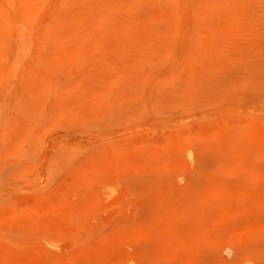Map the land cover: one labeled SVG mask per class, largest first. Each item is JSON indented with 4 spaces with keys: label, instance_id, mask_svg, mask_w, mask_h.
<instances>
[{
    "label": "rangeland",
    "instance_id": "rangeland-1",
    "mask_svg": "<svg viewBox=\"0 0 264 264\" xmlns=\"http://www.w3.org/2000/svg\"><path fill=\"white\" fill-rule=\"evenodd\" d=\"M0 264H264V0H0Z\"/></svg>",
    "mask_w": 264,
    "mask_h": 264
},
{
    "label": "bare ground",
    "instance_id": "bare-ground-1",
    "mask_svg": "<svg viewBox=\"0 0 264 264\" xmlns=\"http://www.w3.org/2000/svg\"><path fill=\"white\" fill-rule=\"evenodd\" d=\"M186 149H187V147H186ZM188 155H189V157H193V150L190 148V147H188Z\"/></svg>",
    "mask_w": 264,
    "mask_h": 264
}]
</instances>
